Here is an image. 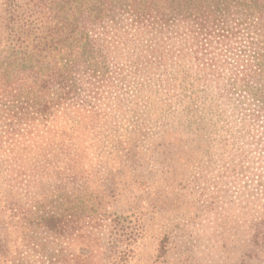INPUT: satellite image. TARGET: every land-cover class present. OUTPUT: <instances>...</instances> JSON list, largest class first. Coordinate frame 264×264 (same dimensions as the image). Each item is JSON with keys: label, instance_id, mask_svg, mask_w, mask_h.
I'll return each instance as SVG.
<instances>
[{"label": "trees", "instance_id": "16d2710c", "mask_svg": "<svg viewBox=\"0 0 264 264\" xmlns=\"http://www.w3.org/2000/svg\"><path fill=\"white\" fill-rule=\"evenodd\" d=\"M207 99L212 124L264 119V0H0V264L126 262L129 205H151L172 125Z\"/></svg>", "mask_w": 264, "mask_h": 264}, {"label": "rangeland", "instance_id": "374dc122", "mask_svg": "<svg viewBox=\"0 0 264 264\" xmlns=\"http://www.w3.org/2000/svg\"><path fill=\"white\" fill-rule=\"evenodd\" d=\"M194 98L188 91L186 106ZM208 103L212 100H205L196 124L172 125L171 166L161 180L155 179L151 205L138 200L129 205L135 208L128 212L133 214V235L127 241L132 257L122 264H237L243 255H250L249 264H264L263 254L250 245L253 227L264 218V195L256 186L258 176L264 175V154H256L259 169L253 173L249 160L256 148L244 160L239 154L251 141L264 144V119L258 117L247 128L242 117L247 118L250 109L242 116L245 110L239 108L234 115L225 111L221 117L227 122L212 124L218 114ZM243 164L247 168L236 173ZM141 174L132 173L136 179ZM165 234L170 235L166 243L161 242ZM163 244L165 253L160 250Z\"/></svg>", "mask_w": 264, "mask_h": 264}]
</instances>
